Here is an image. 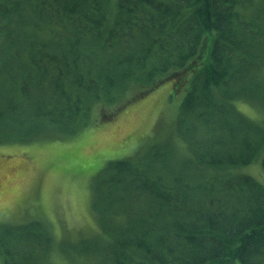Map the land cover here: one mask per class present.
Here are the masks:
<instances>
[{
    "label": "trees",
    "instance_id": "trees-1",
    "mask_svg": "<svg viewBox=\"0 0 264 264\" xmlns=\"http://www.w3.org/2000/svg\"><path fill=\"white\" fill-rule=\"evenodd\" d=\"M110 2L0 0V144L74 133L94 103L171 81L179 146L107 165L94 238L0 224L3 264H264V186L233 172L264 170V126L236 104L264 112V0Z\"/></svg>",
    "mask_w": 264,
    "mask_h": 264
},
{
    "label": "rangeland",
    "instance_id": "rangeland-1",
    "mask_svg": "<svg viewBox=\"0 0 264 264\" xmlns=\"http://www.w3.org/2000/svg\"><path fill=\"white\" fill-rule=\"evenodd\" d=\"M116 3L111 0L112 11ZM144 89L132 84L114 102L94 103L90 119L74 133L42 132L29 143L0 144V224L39 220L62 242L94 238L100 230L94 197L107 165L140 160L171 141L179 146L178 116L187 88L174 93L166 81L141 96ZM236 104L264 126L258 105ZM233 172L264 186L261 158Z\"/></svg>",
    "mask_w": 264,
    "mask_h": 264
}]
</instances>
